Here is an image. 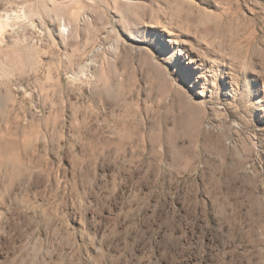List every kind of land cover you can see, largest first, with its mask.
<instances>
[{
  "label": "rangeland",
  "instance_id": "rangeland-1",
  "mask_svg": "<svg viewBox=\"0 0 264 264\" xmlns=\"http://www.w3.org/2000/svg\"><path fill=\"white\" fill-rule=\"evenodd\" d=\"M0 264H264V0H0Z\"/></svg>",
  "mask_w": 264,
  "mask_h": 264
},
{
  "label": "bare ground",
  "instance_id": "bare-ground-1",
  "mask_svg": "<svg viewBox=\"0 0 264 264\" xmlns=\"http://www.w3.org/2000/svg\"><path fill=\"white\" fill-rule=\"evenodd\" d=\"M170 42L173 43L171 40H170ZM173 56H174V55H173ZM187 63H188V62H187ZM194 63H195L194 61L190 60V62H189L188 64H194ZM198 78H199L200 81H203V82H204V80H205V76H204V75H199ZM199 94L203 95L202 92H201V93L199 92Z\"/></svg>",
  "mask_w": 264,
  "mask_h": 264
},
{
  "label": "snow or ice",
  "instance_id": "snow-or-ice-1",
  "mask_svg": "<svg viewBox=\"0 0 264 264\" xmlns=\"http://www.w3.org/2000/svg\"><path fill=\"white\" fill-rule=\"evenodd\" d=\"M241 87H243V86H241Z\"/></svg>",
  "mask_w": 264,
  "mask_h": 264
}]
</instances>
